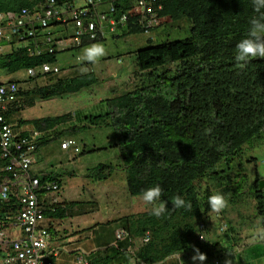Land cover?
<instances>
[{
  "label": "trees",
  "instance_id": "trees-1",
  "mask_svg": "<svg viewBox=\"0 0 264 264\" xmlns=\"http://www.w3.org/2000/svg\"><path fill=\"white\" fill-rule=\"evenodd\" d=\"M63 2L66 1L54 0L52 6L60 12L66 9L62 7ZM96 2L103 5L105 0ZM46 3L47 0H0V12L21 13L23 9L42 12ZM152 6L158 10L160 20L159 26L152 32L158 33L154 39H149L146 45L134 51L135 65L145 73L143 82L130 92L105 99L107 109L104 112H76L74 117L69 112L28 120L18 119L19 124L11 121L13 115L17 116L26 107L33 106L37 98L45 100L60 97L96 84L98 77L89 67L88 71L71 77L46 73L28 80H15L34 81L35 86L20 90L22 99L5 113V118L14 130L26 124L43 132L51 131L49 138L44 136L39 142L38 149L87 125L109 124L116 136V142L110 147H115L119 152L130 196L143 195L146 189L159 185L163 190L161 201H167L169 207L177 195L191 202V210L170 208L156 217L148 209L116 219L121 222L128 236L117 240L115 246L110 248L109 255H92L89 264H122L132 257L136 263L142 261L153 264L181 252L194 254L195 248L206 254L205 262H221V259L213 257V252L228 251L220 247L223 243L211 241L207 236L206 240H199L200 222L211 211L207 200L213 194L206 187L205 195L201 196L199 180L215 183L227 199L234 200L247 177L240 178L238 184L234 185L236 182L227 176L231 173L228 172L230 163L234 162L248 142L264 140V58H254L242 68L234 60L236 44L247 37L250 20L259 15L254 10L252 0H155ZM116 7L121 14L123 6L116 3ZM104 10L93 9L88 15L97 21L99 18L105 20L109 13ZM182 19L189 21V33L184 38H176L172 27L166 24ZM50 21L46 26L41 22L36 23L35 35L44 37L50 32L53 34V19ZM104 25L108 30L105 21ZM116 29L121 30V34L116 36L122 38L143 32L131 20ZM100 39L104 37L100 36L93 43ZM19 41L28 42L27 38ZM59 52L46 51L33 55L26 46L12 48L0 54V73L10 76L45 63H56ZM85 64L91 66L89 62ZM168 64H175L173 73L164 70ZM157 70L161 71L155 72ZM74 119L78 124L59 130ZM103 148H84L82 153ZM4 162L0 158V165ZM113 172L114 166L100 164L88 169L86 176L95 180H108ZM263 175H254L250 189L256 210L264 216V190L258 189L259 176ZM41 177L42 184L46 180H56L62 185L58 174L50 173ZM83 203H62L63 206H58L54 212H45V216L62 219L68 208ZM261 224L264 226V221ZM147 233L149 240L143 243L141 240ZM225 233L235 245L238 238L234 236L236 231L232 225ZM246 249L238 255L246 252ZM49 259L55 262L52 256Z\"/></svg>",
  "mask_w": 264,
  "mask_h": 264
},
{
  "label": "rangeland",
  "instance_id": "rangeland-1",
  "mask_svg": "<svg viewBox=\"0 0 264 264\" xmlns=\"http://www.w3.org/2000/svg\"><path fill=\"white\" fill-rule=\"evenodd\" d=\"M79 4L83 5L84 0H79ZM100 7L106 8V5ZM170 24L173 25L174 37L184 38L188 35L190 23L187 19L174 21L175 25L172 22L166 25L168 26ZM116 34L120 35L121 30L118 29L115 33L105 31L103 35L104 39L93 43L103 44L107 54L100 58L97 63H91V66H87L85 64L87 61L81 59L84 54V49L88 46L80 48L78 51H61L57 55L55 65L62 69L60 76L71 77L81 71H88L90 67L98 77L96 84L84 88L79 92L65 94L60 97H52L45 100L37 98L33 106L26 107L20 113V117L23 119H35L62 115L69 112L73 115L76 112H81L82 114H99L107 109L105 99L121 95L128 91L130 92L135 86L139 85L141 83V75L137 71L139 69L135 65L133 52L137 48L146 45V41H144L146 39L145 35H142V33L129 34V36L127 35V37L122 38L120 36L117 37ZM24 44V42H18L15 44V47L24 46ZM2 50L9 52L10 47L6 46ZM168 67L173 68L174 65H168ZM160 71L157 70L155 72ZM10 76L18 80H28V76L24 70ZM21 84L24 88L35 86L34 81H23ZM77 122V120H74L71 123H67L61 126L59 130L67 128L72 124H78ZM68 138L74 139L75 144L68 149H63L61 142ZM115 142L116 136L111 125H87L71 135H62L46 145H42L36 155L33 167L34 171L58 174L62 182H65L67 186V199H77L83 202L86 200L96 201V204L99 206V211L85 218L88 222L102 221L101 219H104V217L101 216H108L109 213L107 212L114 207L113 202H106L105 196L108 199L113 198L111 191L118 188L121 199L123 190L125 192L127 190L126 173L123 169L119 152L115 147H110ZM84 148L85 150L93 148L103 149L82 153ZM100 164L114 166V172L110 179L100 181L86 176L88 169ZM229 168L228 172L231 171V173L227 176H230L231 180L236 182L234 185L238 184L240 178H244L245 175L247 177V179L245 178L243 180V188L239 195L234 200H231L234 203H231L227 199L215 183H208L206 179H201L198 184L201 196L205 195L204 190L208 187L213 194H223L227 200V206L221 212L209 211L204 216L207 230V234L205 235L214 241L219 240L220 242L223 240V246L220 245V247H225L228 250H223L218 253L213 252V257L221 259V264H227L228 260L230 261L229 264H264V240H258L254 234L255 230L262 227V225L260 219H258L255 202L251 196L250 189L255 178L254 175L256 173H264V140L256 139L248 142L234 159V162L230 163ZM259 177L264 180V175ZM131 197L135 200L136 209L139 208V205H141V210L145 209L144 203L140 202L142 195ZM223 222H228L229 226L232 225L236 231L234 236L238 238L237 242H244L246 244L244 249L250 247L249 250L246 249V252L238 255V247L232 245L230 238L225 236V232L219 231V226ZM73 254L74 252L70 255ZM179 254L184 264H212V262L205 261L194 262L192 260L194 254L189 251ZM178 256L173 255L170 259L153 264H181ZM135 261V258L132 257L126 263L122 264H137Z\"/></svg>",
  "mask_w": 264,
  "mask_h": 264
},
{
  "label": "built area",
  "instance_id": "built-area-1",
  "mask_svg": "<svg viewBox=\"0 0 264 264\" xmlns=\"http://www.w3.org/2000/svg\"><path fill=\"white\" fill-rule=\"evenodd\" d=\"M86 2L93 4L94 0ZM52 5L54 0H47L42 12L27 9H23L21 13L0 12V40L8 42L18 40L19 37H32L35 45L36 23L41 22L46 26L51 19L53 22L66 23L68 18L72 19L74 27L73 43H79L84 37H96L100 30L96 19L88 18L85 21L70 3L63 2L62 7L66 9L60 12ZM139 5H142L143 14H152L151 7L144 6L143 1ZM151 16L147 21L148 25L155 22L153 14ZM109 23L113 25L114 21ZM47 41H51V38L48 37ZM43 69L47 71L50 68L44 65ZM54 70L57 71L56 68ZM28 74L34 75L35 70L29 69ZM17 92L18 86L14 82H0V158L5 160L0 165V264H54L49 259L50 251H47L49 233L44 213L53 209L59 201L60 187L55 181L46 180L42 184L40 178L31 173L39 132L20 136L14 133L6 121L4 113L16 100ZM73 143L69 140L62 147L66 148ZM121 235L122 232L117 233V237ZM77 264H87V261L80 256Z\"/></svg>",
  "mask_w": 264,
  "mask_h": 264
},
{
  "label": "clouds",
  "instance_id": "clouds-1",
  "mask_svg": "<svg viewBox=\"0 0 264 264\" xmlns=\"http://www.w3.org/2000/svg\"><path fill=\"white\" fill-rule=\"evenodd\" d=\"M65 1H66L65 3H70V2H68L69 0H65ZM140 1L141 2L143 1L144 6H146V7L150 6L151 7L152 14L154 16L155 22H153L150 25L147 24V21L149 19H151V17H152L151 15L152 14H150L148 12H145L144 14L142 13V10H141L142 9V5H139ZM116 3H119L120 5L123 6L121 14L118 13V9L116 7ZM154 3H155V0H105L103 5H106V8H102V7H100L102 5L101 4L99 5L96 2V0H94L93 4H88L86 2V0H84V4L83 5L79 4V0H74V1H72V3H70L71 4L70 6H72V8H74V9H76L79 12V16L81 18H83L85 21L88 18H92L91 15H88V14L93 9H106L104 11L109 13V15L105 18V20H102V19H100L98 17L99 18L98 25L100 27V30L97 31V35H96L95 38L87 39V38L84 37V38H82V40L79 43H76V42L73 43L72 42L73 41V36L72 35H74L73 34L74 33V27H73L72 19L68 18L66 23H61V22H53L52 23V28H54L53 29V34H52V32H50V35L47 34L44 37L35 35L37 37V42H36L35 45H34V43L32 41V37L31 38L30 37H25L22 40L24 41V39L27 38L28 42H26L24 44V46H26L28 51L31 54H33V55H39V54H42L43 52H46V51L49 52V53H53L55 50L63 51L65 49H72V48H74V49H76V51H78V50H80V48L88 46L87 48L84 49V54L81 57V59L84 60V61H87L89 63L95 64V63H97L99 61L100 58L105 56L107 53H106V48L104 47L103 44H99V43L93 44V41L95 39H97V38H100V36L104 37L103 35H104L105 31H110L112 33L116 32L117 31L116 27H118L120 24L124 25L128 20H131L132 22H134L135 24H138L140 26V28L143 30L142 35H145L146 39L144 41H146V43H147V41L149 39H154L153 38L154 35L157 34L158 32H152V31H153L154 28H156L160 24V20L158 18V10L154 9L153 6H152V4H154ZM252 4H253V7H254V10L259 15L256 16V17H253L250 20V28H249L247 37L242 39V40H240L235 46L236 47V54H235L234 60H235V62L237 64V66L241 67V68L246 66V64L248 62H250V60H252L254 58H257V57L264 58V0H252ZM81 11H83V12H81ZM104 21L108 25V27H107V28H109L108 30L104 28V27H106L104 25ZM109 21H114V24L111 25L109 23ZM169 22H171V21H168V23ZM172 23L174 24V22H172ZM168 26L173 27L172 24H170ZM47 36L51 38V41H47V38H48ZM125 37H127V36H125ZM19 40H16V39L12 40L14 42H12V41H8L7 42L5 40H0V48H1L0 54L1 53H3V54L7 53V52H4L2 50L6 46H9L10 50L12 48H15V44L20 42ZM84 42H87V43L89 42L88 43L89 45L83 44ZM17 48H19V47H17ZM133 53H134V56H135V52H133ZM55 64L56 63H53V64L45 63V64H42L41 66H39L37 68H29V69L35 70V74L34 75H29L28 74V70L29 69H26L24 71L26 72V74L28 76V79L30 77H36L38 75H41V74L43 75V74H46V73L60 75L62 73V69L59 68L58 66H56ZM44 65L49 66L50 69L46 71L45 69H43ZM168 65H174V67L170 68V67H168ZM168 65L165 66L166 69H164V70H169L171 73H173V71L175 69V64H168ZM55 68L57 69V71L54 70ZM137 71L141 75V83H142L143 79L145 77V73H142L140 70H137ZM81 72L83 73V71H81ZM3 77H6V76H3L0 73V82H2V83L14 82L18 86V92L16 93L17 94L16 100L11 105L8 106V109L5 111V113H6L13 104L19 103L20 99H22L21 95L19 94L20 90L22 91V90H25V89H30L33 86H29V87L24 88L22 86L21 82L18 83V82L15 81V80H18V79L4 80ZM74 115H75V113H74ZM74 115H73V117H74ZM25 120H28V119H25ZM74 120L76 121V119H74ZM74 120H72L71 122H73ZM6 121H7V119H6ZM9 122L7 121V123H9ZM9 124L12 127V124L11 123H9ZM72 125H74V124H72ZM30 128L31 129L28 132H25V133L24 132H17V130H14L13 128H12V130L14 131V133H16V134H18L20 136H28L29 134H32L35 131L39 132L40 135L38 137V143H37V148H36V150H38L39 142L44 139V136L46 138H49L51 131H46L45 130V132H43V131L34 129L32 127H30ZM21 133H23V134H21ZM46 138H45V140H46ZM69 140L73 141L74 143L69 145L66 148H63L62 145L64 143H66L67 141H69ZM74 144H75V140L72 139V138H68V139L63 140L61 142V147L63 149H68ZM36 150H34V153H33V161H34V155L37 152ZM31 173H32V165H31ZM52 174H54V173H52ZM34 176H37L38 178L42 179L41 176H43V175H35L34 174ZM48 181H50V180H48ZM52 181H55L58 184V182L56 180H52ZM100 181H102V180H100ZM104 181H106V180H104ZM260 181L264 182L263 179H260L259 182ZM259 182H258V189L259 190H264L263 189L264 186L262 187V189L259 188ZM58 185L60 187L59 201L57 202V204L55 206H53V209L47 210V211L54 212L58 206H63L62 202L60 201L61 200L60 199V197H61L60 193H61V190H62V186L60 185V183ZM162 192H163V190H162L161 186H159V185H156L154 187H150V188L146 189L143 192L142 200H143V202L146 205H150V208H148V209H150V214L151 215H154L156 217H160L162 214H164L165 212L169 211L170 208L173 209V210L174 209H180V208H185V209H189V210L192 209L191 202L186 201L183 197H181L179 195L175 196L172 199L171 207H169L167 201H161ZM207 205L209 206V209L211 211L219 213L227 206V200L225 199V196L223 194L216 193V194H212V195H210L208 197ZM255 209H256V207H255ZM201 211H203V210H201ZM143 212H145V211H143ZM256 212H257V215H258V219H260V222L262 223V221H264V216L259 214V212L257 210H256ZM228 227H229L228 222H223L219 226V231L220 232H225V231H227ZM199 228H200V232H201L199 234V240L200 241L206 240V238H205L206 235L205 234L207 233V230H206V222H205L204 218L200 222ZM118 232H122L121 237H117V233ZM254 234H255V236H256V238L258 240H264V227L262 226V227L256 229ZM115 236H116V241L117 240L121 241V240H123L124 238H126L128 236V232L124 228H119V229H117L115 231ZM207 239L212 241L211 238H207ZM148 240H149V237H148V233H147L146 236L144 238H142L141 241L143 243H146ZM220 242L223 243V240L220 241ZM240 243L244 244V242H240L239 241V243H238L237 241H235V245H234V246L238 247V253L240 251H242L244 249L245 245H246V244H244L242 246V244H240ZM132 250L133 249H130V251H132ZM177 254H179V253H177ZM83 258H85V257H83ZM206 258H207L206 254L201 252L198 248L194 249V255L192 256V260L194 262H196V261L203 262V261L206 260ZM178 259L180 260L181 264H184V261L181 259L180 254L178 256ZM85 260L87 261V264H89V261L86 258H85ZM220 263L221 262H219L218 260H215L214 262H212V264H220ZM76 264H77V260H76ZM137 264H147V263L139 261ZM227 264H229V261L227 262Z\"/></svg>",
  "mask_w": 264,
  "mask_h": 264
},
{
  "label": "crops",
  "instance_id": "crops-1",
  "mask_svg": "<svg viewBox=\"0 0 264 264\" xmlns=\"http://www.w3.org/2000/svg\"><path fill=\"white\" fill-rule=\"evenodd\" d=\"M3 78L4 80L16 79L11 76ZM18 119H23L20 117V113L17 114V116L13 115L11 121L17 122ZM30 129L31 128L28 125L21 124V127L17 129V132H28ZM38 150H40V148ZM38 150H36L37 152L34 155V161L39 152ZM34 161L32 164L33 174H50L34 171ZM61 186L60 201L63 204L68 205V202L79 201L77 199H67V186L65 185V182H62ZM123 191L121 199L119 196L120 194L118 193V188L111 191L113 198L108 199L107 196H105L106 202H113L114 207L107 212L109 213L108 216H101L104 217V219H101L102 221H95L96 223L93 221L88 222L85 218L94 215L95 212L99 211V206L96 204V201L93 200H86L84 201L85 203L81 205L77 204L68 208L62 219L46 217L45 225L48 228L49 233L47 251H50V256L55 260L54 264H72V262L74 264L76 256L77 258L83 256L90 262L92 255L96 256L101 254L105 256L111 253L110 248L115 246L116 242L115 231L119 228H123L121 222L115 220L132 213L135 214L146 211L150 208V205H146L143 200H140V202L144 203L145 209L141 210V205L136 209L134 198L128 194L127 190L126 192L125 190ZM73 252L74 254L70 255ZM172 257L173 255L166 259Z\"/></svg>",
  "mask_w": 264,
  "mask_h": 264
},
{
  "label": "water",
  "instance_id": "water-1",
  "mask_svg": "<svg viewBox=\"0 0 264 264\" xmlns=\"http://www.w3.org/2000/svg\"><path fill=\"white\" fill-rule=\"evenodd\" d=\"M263 186H264V182L263 181H260L259 182V188L262 189Z\"/></svg>",
  "mask_w": 264,
  "mask_h": 264
}]
</instances>
